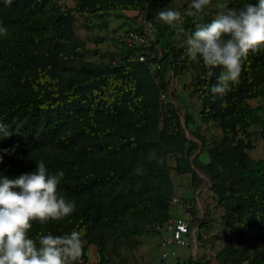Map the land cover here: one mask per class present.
<instances>
[{
    "label": "trees",
    "instance_id": "obj_1",
    "mask_svg": "<svg viewBox=\"0 0 264 264\" xmlns=\"http://www.w3.org/2000/svg\"><path fill=\"white\" fill-rule=\"evenodd\" d=\"M59 1L66 0H0V27L7 30L0 35V122L11 132L0 139V176L16 178L43 162L50 174L64 172L57 193L76 205L62 220L34 222L30 238L83 229V242L96 247L98 264H103L106 243L127 241L148 232L145 227L158 235L154 225L167 219L172 195L170 169L159 153L176 150L174 172L191 171L178 116L158 99L170 67L175 77L192 74L200 121L216 124L221 131V151L212 150L205 166L214 182L212 192L224 223L237 225V242L243 245V234L256 237L258 251L243 260L264 264V158L253 161L245 156L251 149L248 119L256 112L247 101L264 98V50L249 54L241 82L221 99L210 91L221 69L209 75L202 60H189L187 46L171 43L175 34L189 36L196 23L212 20L205 10L197 17L184 15L191 0L181 11L180 31L169 26L160 30L154 22L172 0H71V10ZM228 2L230 9H239L256 0ZM138 10H145L151 22L147 40L152 44L147 49L145 42L135 47L123 42L116 53L89 51L94 58L108 59L109 65L79 59L84 43L73 32L72 13L105 18L109 12ZM102 42L96 40L95 45ZM157 51L160 56L150 59ZM140 55L161 66L157 83L137 61ZM224 102L226 108L220 106ZM260 138L264 148V122ZM234 250L228 242L216 259L231 262ZM180 264L209 263L188 257Z\"/></svg>",
    "mask_w": 264,
    "mask_h": 264
},
{
    "label": "rangeland",
    "instance_id": "obj_2",
    "mask_svg": "<svg viewBox=\"0 0 264 264\" xmlns=\"http://www.w3.org/2000/svg\"><path fill=\"white\" fill-rule=\"evenodd\" d=\"M187 3L188 0H172L162 11L168 9L182 11ZM59 4H63L69 10L73 8L71 0L59 1ZM228 9H230L228 0H210V4L204 10L208 17L213 19L220 12ZM72 15L73 32L84 43V50L78 52L79 59L83 62L111 64L108 59L94 58L89 51L97 49L101 52L116 53L120 44L126 40L127 34L133 30H137L146 37H143L146 49L152 44L151 39L147 40L151 22L146 20L145 10L109 12L105 18L83 17L75 13ZM154 22L158 24L160 30L168 27L158 19H154ZM187 37V33H177L172 37L171 43L186 47ZM102 38L104 42L95 45V41ZM159 56L160 51H157L150 59L154 58L155 60ZM153 63L146 67L154 82L157 83L161 66L156 63L159 65V69H156V65ZM191 77L192 74L175 77L171 68L166 67L163 75L166 89L158 95L159 102L162 105H169L178 116L183 151L187 153L191 170L180 175L174 172L179 157L176 150H170L166 154L159 153L161 160L170 169L169 179L172 195L165 211L166 217L188 218L189 229L192 232L189 245L176 248L175 253L179 263L183 259L191 257L199 262L221 264L216 256L230 242L236 253L231 255V262L222 263L246 264V260L243 259L251 258L258 251L259 244L254 235L243 234L240 238V240L243 239V245H240L235 237L237 225L233 223L229 226L224 223L225 215L217 206L216 197L212 192L214 182L207 174L205 166L211 161L212 150L221 151V131L216 124L211 122L204 124L200 121L201 106L198 104L196 94L192 91ZM247 105L250 109H256V112L248 119L251 149L245 151V156L247 159L255 161L264 158V148L260 138L264 122V98L247 101ZM162 125L163 123L160 121V128ZM195 132L201 141L196 138ZM172 199H175V203H172ZM145 229L148 232L134 236L127 241L106 243L103 264H156L159 236L151 233L149 228L145 227ZM242 246L247 252L243 251ZM98 256L95 246L83 242V252L76 264H98ZM170 260L171 258L168 260V264H175Z\"/></svg>",
    "mask_w": 264,
    "mask_h": 264
},
{
    "label": "clouds",
    "instance_id": "obj_3",
    "mask_svg": "<svg viewBox=\"0 0 264 264\" xmlns=\"http://www.w3.org/2000/svg\"><path fill=\"white\" fill-rule=\"evenodd\" d=\"M209 4L210 0H191L184 15L197 17ZM181 16V11L168 9L160 11L156 19L180 31ZM6 34L7 30L0 27V35ZM186 45L189 60H202L209 75L213 69H221L210 91L223 99L241 82L249 54L264 50V0L220 12L211 22L196 23ZM220 106L228 105L224 102ZM10 135L7 125L0 122V139ZM36 164L35 171L16 178L0 176V264H76L83 252V229L62 236L40 233L30 238L34 222L45 225L59 221L76 208L74 201L57 193L64 172L50 174L43 162Z\"/></svg>",
    "mask_w": 264,
    "mask_h": 264
},
{
    "label": "built area",
    "instance_id": "obj_4",
    "mask_svg": "<svg viewBox=\"0 0 264 264\" xmlns=\"http://www.w3.org/2000/svg\"><path fill=\"white\" fill-rule=\"evenodd\" d=\"M144 42L143 38L134 32H129L124 41L126 47L140 46ZM137 60L147 66L151 63L146 62L141 55L138 56ZM155 67L159 69V65ZM172 203H175V199H172ZM155 230L159 236L156 264H168V260L176 255L175 249L187 247L192 236L189 229V219L186 217L167 218L162 224L155 226Z\"/></svg>",
    "mask_w": 264,
    "mask_h": 264
},
{
    "label": "crops",
    "instance_id": "obj_5",
    "mask_svg": "<svg viewBox=\"0 0 264 264\" xmlns=\"http://www.w3.org/2000/svg\"><path fill=\"white\" fill-rule=\"evenodd\" d=\"M184 260H186V259H183V261ZM183 261H181L180 263H182ZM170 262H174L175 264H180L178 261L177 255H175L174 258H171ZM209 264H212V263L209 262Z\"/></svg>",
    "mask_w": 264,
    "mask_h": 264
}]
</instances>
